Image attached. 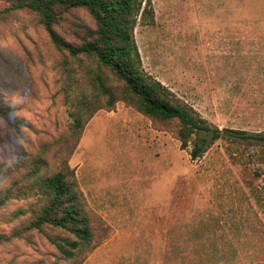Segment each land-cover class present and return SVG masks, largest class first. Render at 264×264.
<instances>
[{"label": "rangeland", "instance_id": "rangeland-1", "mask_svg": "<svg viewBox=\"0 0 264 264\" xmlns=\"http://www.w3.org/2000/svg\"><path fill=\"white\" fill-rule=\"evenodd\" d=\"M10 5L0 0V203L11 195L0 205V264H264V0H144L134 37L145 71L229 131L186 149L178 122L122 101L107 108L86 62L65 65L38 17L3 13ZM78 25L95 28L72 11L55 30L77 45ZM70 113L88 119L79 134ZM194 141L204 152L193 159ZM66 165L93 232L72 259L51 240L69 232L33 227L46 203L38 182Z\"/></svg>", "mask_w": 264, "mask_h": 264}, {"label": "trees", "instance_id": "trees-1", "mask_svg": "<svg viewBox=\"0 0 264 264\" xmlns=\"http://www.w3.org/2000/svg\"><path fill=\"white\" fill-rule=\"evenodd\" d=\"M143 3L144 0H11V5L3 13L22 10L34 13L56 51L64 57L65 65L86 62L93 75L92 81L97 84L100 96H104L107 108L112 109L122 101L151 119L178 122V137L184 149L189 147L194 136L202 133L210 135V144L224 138L229 131L212 128L199 113L186 106L168 87L145 71L134 37ZM72 11H86L95 23L93 29L78 25L80 31L77 33L81 34L82 43L77 45L64 40L55 30L62 12ZM149 15L151 18L150 4L145 8L143 18ZM105 73H109L122 86V92L114 93L106 86ZM89 106L85 99L76 108L78 112H83ZM101 108L99 106L95 112ZM70 116L75 119L71 130L79 134L88 119L82 120L77 113H70ZM234 132L238 139L244 138L242 131ZM256 139L264 146V135ZM202 152L203 146L194 141L191 157L198 158ZM36 171L39 173L41 168L36 167ZM72 173L66 165L38 182L46 203L33 223L36 229L47 225L71 234L72 240L51 239L66 259L74 258L82 246H90L93 241L85 198ZM4 196L0 205L11 198L8 192Z\"/></svg>", "mask_w": 264, "mask_h": 264}]
</instances>
